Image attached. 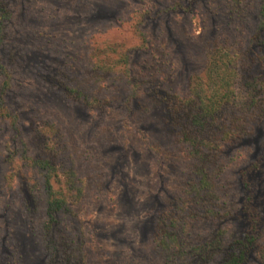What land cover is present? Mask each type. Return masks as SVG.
<instances>
[{
	"label": "clouds",
	"instance_id": "1",
	"mask_svg": "<svg viewBox=\"0 0 264 264\" xmlns=\"http://www.w3.org/2000/svg\"><path fill=\"white\" fill-rule=\"evenodd\" d=\"M258 33L264 0H0V264H264V203L241 186V138L264 128V73L242 79L264 67ZM161 87L207 127L154 119Z\"/></svg>",
	"mask_w": 264,
	"mask_h": 264
},
{
	"label": "rangeland",
	"instance_id": "2",
	"mask_svg": "<svg viewBox=\"0 0 264 264\" xmlns=\"http://www.w3.org/2000/svg\"><path fill=\"white\" fill-rule=\"evenodd\" d=\"M187 6V5H185ZM11 23V22H9ZM154 29L159 27V24H154ZM119 37H113V40H118ZM113 49H118L120 47V45L118 43H113L112 45ZM257 48H260L262 50H264V46L261 47H254L253 45H251V51L252 55L253 53L256 51ZM106 53L101 50V55H105ZM112 57L115 56V52L113 51V53L111 54ZM34 57L29 56V57H24L21 58L22 62L25 64V66H28V61L32 60ZM117 63H119L117 61ZM141 71H145V69L142 67ZM250 72H254L256 73L258 76L261 73H264V67H261V65L259 63H253L251 65V67L249 68ZM43 79H44V83L47 84L49 86V88H62V84L61 81L57 78L60 75L59 72V68L56 67H51L50 65L47 67V70L45 73H41ZM135 83V81H134ZM61 85V86H60ZM152 93V95H151ZM158 97V96H163L167 99L171 98L169 97V94L167 91L164 90V88H156L154 89L153 92L148 93V95L146 96V99H156L154 97ZM158 101V100H157ZM158 106L154 108L153 110V117L154 119H156L157 121L166 124V120L168 118L167 113L163 112V109L161 107L160 101L157 104ZM22 116L24 114H21ZM148 127H151V125H149ZM145 130V125H141V131ZM50 130L46 127H44L43 129L39 130V136L41 139H46L47 137V133ZM255 131H256V135L255 137H250L247 138L246 145L248 147H251L253 144L255 145V151H253L252 158L254 160L257 161V163L250 168L247 171V178H249V180L255 184L256 187V199H257V205L256 207L258 208L260 204L264 203V172H262L260 170V164H259V160L260 159H264V128L261 127H255ZM172 134H175V130H173ZM114 147H118V146H114ZM161 191H163V189H161ZM31 239V237L26 236V235H19L17 237V242H16V247H15V251L21 256V258L23 259L24 255L26 253H30V248H29V240ZM14 251L13 248H10L8 246V242H7V235H5V237H3V241L2 243H0V257L6 258L7 256H11L12 252ZM45 256L46 254H41L38 257H35V259L33 260L32 255H29V260L32 261V264H44L45 261Z\"/></svg>",
	"mask_w": 264,
	"mask_h": 264
},
{
	"label": "trees",
	"instance_id": "3",
	"mask_svg": "<svg viewBox=\"0 0 264 264\" xmlns=\"http://www.w3.org/2000/svg\"><path fill=\"white\" fill-rule=\"evenodd\" d=\"M179 11V10H178ZM145 19H147V17H145ZM256 43H253L252 45L254 47H261L264 46V37H261L259 35V33L256 36ZM131 51V50H130ZM138 51V50H136ZM251 51V50H250ZM249 51V56L252 57V52ZM258 75L254 72H250L249 69L246 70V75L243 79L244 83L246 84V86L248 87H252L256 77ZM134 83V81H133ZM61 86V85H60ZM63 88V85L61 86ZM65 91H67V89H64ZM256 94L259 95V90L257 89ZM152 95V93H151ZM156 98L157 104L160 101L161 107L163 109V112L167 113V120L166 123L169 126H172L173 130L176 129V127H192L193 131H197L202 127H207V125L204 124V120L207 119V117H199L197 119H193L191 116V112L188 113H184V112H174L172 110V108L169 107V103L171 101V98L167 99L163 96H156L154 97ZM202 111V110H201ZM217 112H213L212 116L215 117L217 116ZM47 128V127H46ZM255 131V129H254ZM255 135H256V131H255ZM255 137V136H254ZM187 138H191V136L186 137ZM250 138V137H247ZM247 138H241L242 139V143L244 145H246V140ZM244 189H246L248 191V196L244 199V202L246 204H250L253 206V210H255L257 207V199H256V187L255 184L252 183L249 178H247V172L242 173V185H241ZM58 204L61 202H57ZM248 214V211L245 210V215ZM57 230H58V226H56ZM50 230H52L50 228ZM56 260L59 261V253H57L56 256ZM69 262H70V258H69ZM44 264H49V261L47 259V255L45 256V261ZM79 264H83L82 261L79 262Z\"/></svg>",
	"mask_w": 264,
	"mask_h": 264
}]
</instances>
